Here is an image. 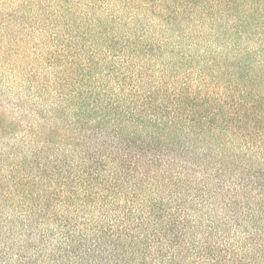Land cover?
Wrapping results in <instances>:
<instances>
[{"label": "trees", "instance_id": "obj_1", "mask_svg": "<svg viewBox=\"0 0 264 264\" xmlns=\"http://www.w3.org/2000/svg\"><path fill=\"white\" fill-rule=\"evenodd\" d=\"M0 264H264V0H0Z\"/></svg>", "mask_w": 264, "mask_h": 264}]
</instances>
